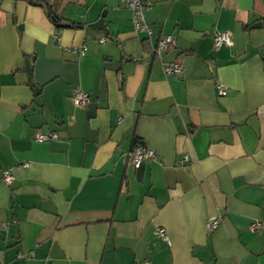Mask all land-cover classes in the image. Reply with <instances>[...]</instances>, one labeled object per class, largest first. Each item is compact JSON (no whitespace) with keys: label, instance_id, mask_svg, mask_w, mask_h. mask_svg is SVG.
Masks as SVG:
<instances>
[{"label":"crops","instance_id":"crops-1","mask_svg":"<svg viewBox=\"0 0 264 264\" xmlns=\"http://www.w3.org/2000/svg\"><path fill=\"white\" fill-rule=\"evenodd\" d=\"M40 3L0 0V264H264V0H154L149 35L123 0Z\"/></svg>","mask_w":264,"mask_h":264},{"label":"built area","instance_id":"built-area-1","mask_svg":"<svg viewBox=\"0 0 264 264\" xmlns=\"http://www.w3.org/2000/svg\"><path fill=\"white\" fill-rule=\"evenodd\" d=\"M126 7L131 13V27L135 34H145L149 35L151 33L148 25L144 19V13L146 10L150 9L154 3V0H123ZM212 39L215 46H232V41L229 33L226 32H213ZM57 40V37H55ZM102 42V41H100ZM174 44V38L171 36L164 37L160 39L154 50V55L158 56L160 59L162 54L166 53ZM67 52L83 56L85 54V48H70ZM161 69L164 75H179L182 73V66L177 63H162ZM217 92L220 96L226 95V89L218 85ZM73 103L77 107H85L89 102V96L85 92L76 91L72 97ZM58 138L57 134L54 132L51 133H39L35 136V141L38 143H44L50 140H56ZM156 158V153L147 148L144 144L139 141H135L131 151L128 153L127 159L129 165L134 169H138L146 160H151ZM1 182L7 186L11 185L14 181L13 176L9 172H4L1 176ZM220 224V217L217 216L209 220L206 224V227L209 231L215 230ZM262 228V223L256 221L252 223L248 230L252 233L260 231ZM154 235L169 244L166 233L163 229H156ZM149 264V263H143Z\"/></svg>","mask_w":264,"mask_h":264},{"label":"trees","instance_id":"trees-1","mask_svg":"<svg viewBox=\"0 0 264 264\" xmlns=\"http://www.w3.org/2000/svg\"><path fill=\"white\" fill-rule=\"evenodd\" d=\"M31 5H41L40 0H27ZM46 15L55 23L60 24V18L56 15V3L45 4ZM70 26H75L71 24Z\"/></svg>","mask_w":264,"mask_h":264},{"label":"water","instance_id":"water-1","mask_svg":"<svg viewBox=\"0 0 264 264\" xmlns=\"http://www.w3.org/2000/svg\"><path fill=\"white\" fill-rule=\"evenodd\" d=\"M104 16H105V13H102L100 19H99L97 22H95L94 24L89 25V27H91V28H93V29H97V30H103V31H105L106 28H105V25H104V23H103ZM67 26H68V25H66V24H62V25H60V27H62V28L67 27ZM259 26H260V25H258V24L253 25V28H258ZM143 168H144V166H143V164H142L138 169L135 170V171H136V176H137V177H140V178H141L142 173H143Z\"/></svg>","mask_w":264,"mask_h":264}]
</instances>
